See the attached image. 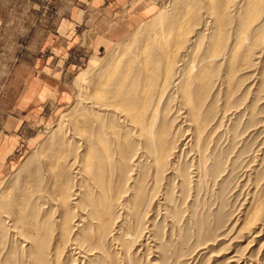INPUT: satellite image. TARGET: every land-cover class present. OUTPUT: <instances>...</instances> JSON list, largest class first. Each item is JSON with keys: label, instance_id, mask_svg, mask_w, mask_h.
Here are the masks:
<instances>
[{"label": "rangeland", "instance_id": "obj_1", "mask_svg": "<svg viewBox=\"0 0 264 264\" xmlns=\"http://www.w3.org/2000/svg\"><path fill=\"white\" fill-rule=\"evenodd\" d=\"M189 1H164L147 19L138 21L123 38L116 40L111 38L113 33L109 36L111 20L106 19L104 25L99 23L98 29L89 24L87 27L69 23L78 19V13L68 10L78 0H0V141L9 148L2 158L0 172V212L33 197L38 176L46 174L45 169H36L45 165L51 169V151L59 150L58 145L65 146L66 143L61 144L63 134L73 135L74 124L83 133L82 138L95 132L81 123L79 103L94 94L97 97L99 72L104 69V75L109 74L118 66L116 59L132 56L160 29L177 23V16L193 0ZM102 39L105 44L98 46ZM260 51L264 55V43L251 61ZM199 52L196 58L202 54ZM260 58V63L237 71L230 82L223 79L221 67L212 70L215 76L200 106L202 112H206L207 106L210 110L205 118L203 115L206 122L200 143L180 100L169 101L165 116L172 149L159 184L153 177L152 163L142 158L140 146L128 150L126 154L135 161L125 168L115 164L114 170L103 169L101 180L109 184V189L112 187L110 192L103 182L117 218L109 228L106 248L103 247L113 260L111 264H264V56ZM45 67L53 72V90L44 94L38 104L15 107L27 81L40 76ZM157 110L163 112L160 107ZM73 147L67 145L64 152L59 150L61 159L54 169L56 173L40 182L47 198L35 205L37 222H27V233L34 236L35 224L42 221L50 226L45 236L49 239L46 247L51 264H106L97 247L90 242L77 243L79 231L87 226L84 217L89 215L88 210L71 205L78 202L76 196L70 198L69 204L58 202L62 168L69 169V158L81 162L86 152L84 146L79 151ZM112 157L113 164L120 158L116 154ZM138 178L144 185L142 192L146 190L143 194L151 192L153 183L158 185L157 191L149 194L154 199L145 222H141V231L136 230L135 220L128 212ZM88 186L73 178L69 184L72 192L77 194L81 189L84 195ZM47 199L51 202L49 208ZM61 218L67 224L62 226L63 230L59 229ZM130 236L135 237L130 240ZM3 241L0 232V244ZM17 242L13 245L17 258L12 261L21 262L27 245Z\"/></svg>", "mask_w": 264, "mask_h": 264}, {"label": "bare ground", "instance_id": "obj_2", "mask_svg": "<svg viewBox=\"0 0 264 264\" xmlns=\"http://www.w3.org/2000/svg\"><path fill=\"white\" fill-rule=\"evenodd\" d=\"M177 17V23L163 27V30L160 29L154 38L150 40L148 38L143 46H140L137 51L135 50L134 54L132 53V56L126 57L124 60L116 59L115 62L118 66L109 70V74L104 75L105 73L102 72L105 71L104 69L99 72L98 78L96 77L98 79L97 97L94 94L95 97L91 96L86 101L82 99L83 101L79 103L81 105V123L94 129L95 132L90 131L87 136L82 138L83 133L77 130L76 124H74L72 126L73 135L66 133L62 137L64 142L62 141L61 144L66 143L65 146L69 147L73 145L77 151L84 146L86 152L82 154L81 162L69 158V169L62 168L58 180L59 193L57 192L61 198H59L60 201H57L64 205L68 201L70 202V198L76 196L78 202L71 205L74 208H77V205L81 206L85 209L84 211L88 210L89 215L84 217L87 220V226L79 231L80 237L77 239V243L90 242L92 246L97 247L103 254L102 259L107 261L106 264H111L113 260L108 253H105L103 247L108 241L106 237L109 228L117 218L114 205L106 190L110 186L103 181L108 185L105 188L101 180L103 169L109 167L114 170L116 165L125 168L131 161H135L134 159L130 160V156L126 154L128 150L140 146L143 150L142 158L147 159L148 163H152L153 177L159 184L172 149L170 128L168 125L166 126L169 101L175 98L180 100L183 109L185 108L184 114L190 117L189 121L193 123L196 139L200 143L206 122L204 118L206 114L210 113L209 106H207L206 112H202L200 106L210 91L212 78L215 76L212 70L214 68L220 70L221 67L224 70L223 79L225 82L226 80L230 82V80H234L232 78L237 71L260 63V57L264 56H261L262 51H260L259 55L251 61L256 54L255 51L264 43V0H193L183 14ZM165 24L167 25V23ZM259 33L262 35H258ZM199 51L202 54L196 58ZM254 61L257 63H253ZM160 79L162 81L159 82ZM155 94L157 95L155 96ZM154 101L157 103H153ZM159 107L163 109V112L157 110ZM160 116L162 118L156 122ZM164 116L165 118H163ZM65 146L58 145V149L64 152ZM59 150H53L52 154L50 153L49 167L51 169H48L46 165L44 168L40 167L41 171L40 168L36 169L38 172H43L45 169L46 174L43 173L41 176L40 173L38 176L36 180V183L39 182L38 189L34 194H31L33 197L27 200L22 199L20 204L9 205L3 213L0 212L2 213L0 214V232L4 237L3 243L0 244V249L4 248L0 252V264H51L46 247L49 239L45 236L50 230V226L44 224L43 221L39 225L35 224V235L31 236L27 233V222L31 224L33 220L37 222L35 205L41 198H47L45 187L41 186L40 182L49 180L56 173L54 169L61 159ZM115 154L120 158H117L113 164L112 156ZM70 155L68 153L66 157ZM37 161L36 164H39ZM38 172L36 173L39 174ZM138 172L141 171L138 170ZM71 178L76 181L81 180L84 184L86 182L89 185L87 195L81 194V189L77 194L70 190ZM139 179H135L136 192L132 195L131 207L128 208V212L135 220L136 230H140V227L143 226L141 222H145L147 210L154 199L151 195L158 188V185L156 184L155 187L153 183L151 195L148 194L150 200L147 204L145 200L147 194L144 193L145 196L143 194L146 190L142 192L141 186L144 185H142V179ZM114 181L116 182L118 179ZM48 199L46 201L47 208L51 203ZM129 201L130 199L127 203ZM47 214L46 212L44 217H47ZM83 214L85 215V213ZM64 224L66 222L61 218L59 229L63 230ZM89 229L91 231H88ZM132 234L129 233V235ZM135 236H130V240ZM17 241L27 245L20 256L21 262L12 261L16 257L13 245H16ZM1 245L3 246L1 247ZM130 259L127 260L130 262Z\"/></svg>", "mask_w": 264, "mask_h": 264}, {"label": "crops", "instance_id": "obj_3", "mask_svg": "<svg viewBox=\"0 0 264 264\" xmlns=\"http://www.w3.org/2000/svg\"><path fill=\"white\" fill-rule=\"evenodd\" d=\"M78 1L79 2L75 4L77 7L74 6L73 8H68V10H70L72 13H78V19H72V21L69 22L70 24L78 23V26L84 24V26H91L98 29L99 23H101V25H104V21L106 19L108 21L111 20V23L109 25L111 33L110 35L107 33V35L111 36V34L113 33V36L111 38L116 37V40H118L121 37L123 38L126 33L136 25L138 21L147 19L153 12L154 8L166 0ZM100 12L103 15L102 17L100 16ZM142 23L143 22H141L139 25H141ZM1 24L2 21H0V27ZM103 44H105V41L103 39L98 42V46H101ZM37 64H39V62H37ZM46 64H48V62H46ZM44 70L45 71H43L41 74L42 76L40 75L41 77H32L27 81L23 96L20 97V100L16 103L15 107H29L34 103L38 104V102H40L44 98V94L46 96L47 93L53 90L51 86L54 85V82L52 79H50V77L53 75L51 74L52 71L48 67H45ZM43 73H45V75ZM8 150L9 148L7 143L5 142L1 144L0 141V172L2 170V160L4 159V157H6Z\"/></svg>", "mask_w": 264, "mask_h": 264}]
</instances>
